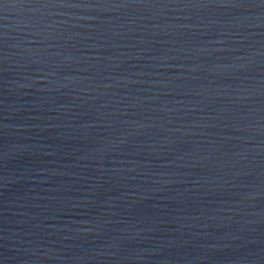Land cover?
Masks as SVG:
<instances>
[{"label":"water","instance_id":"water-1","mask_svg":"<svg viewBox=\"0 0 264 264\" xmlns=\"http://www.w3.org/2000/svg\"><path fill=\"white\" fill-rule=\"evenodd\" d=\"M0 264H264V0H0Z\"/></svg>","mask_w":264,"mask_h":264}]
</instances>
